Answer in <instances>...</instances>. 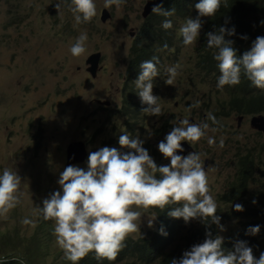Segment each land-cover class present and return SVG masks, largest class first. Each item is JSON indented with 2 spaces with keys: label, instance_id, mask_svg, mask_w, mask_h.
Wrapping results in <instances>:
<instances>
[{
  "label": "rangeland",
  "instance_id": "rangeland-1",
  "mask_svg": "<svg viewBox=\"0 0 264 264\" xmlns=\"http://www.w3.org/2000/svg\"><path fill=\"white\" fill-rule=\"evenodd\" d=\"M146 1L126 0L119 8L113 5L105 9L104 0H95L97 16L90 23L76 25L68 0L61 15L55 7L58 0H0V175L5 168L16 170L22 179L21 191L25 194L7 219L0 218V245L3 248L20 251L25 246L23 243L34 235L38 222L33 228L21 221L25 217L36 221L41 218L38 213L34 214V209L42 207L43 199L50 194L61 190L58 180L66 168V151L70 144L83 141L88 144V153L101 147L127 150L120 148L122 130L117 129H128L129 125L144 140V145L155 146L162 165H168L170 161L159 152L158 144L172 130L174 123L185 118H191V123L198 125L208 123L205 138L189 144L206 163L214 198L223 196L236 182L238 163L246 155L256 165L254 178L257 181L253 190L260 182L264 184V153L248 151L258 143L264 144V134L260 137L251 127V116H242L240 122V115L219 117L222 127L208 120L209 113L213 114L217 106L226 104L228 91L234 92V87L218 89L217 80L201 74L196 68L200 50L195 47L196 43L185 46L179 32L181 49L173 61L161 63L165 73L168 67L181 65L178 70L181 75L174 84L167 85L166 76L156 92L161 98L163 115L156 117L145 113V119L143 115H134V118L124 114L113 116L114 111L127 105V97L116 95L113 90L119 85V76L131 58L130 50L136 39L133 35L144 22L142 12ZM103 11L110 15L106 22L100 19ZM188 16L197 18L191 13L184 18ZM201 19L206 23L208 18ZM82 31L88 35L87 53L73 57L70 48ZM92 53H100L102 58V68L94 78L85 65ZM119 88L121 94L126 95L124 87ZM165 121L168 129L163 136H157L156 128ZM212 128L219 130L213 132ZM209 136L215 138L216 145L209 146ZM221 137L224 138L223 148L219 147ZM78 167L87 170V163ZM243 199L249 201L250 195H244ZM218 208L224 212L228 210L225 204ZM149 219L156 222V217L149 212L142 213L140 233L130 238L138 239L155 228L154 224L148 226ZM190 222L195 224L196 221ZM239 225L238 222H226V230L220 235L232 236ZM183 226L178 225L176 238L182 235ZM57 249L61 250L58 246ZM24 256L32 264L34 253L26 250Z\"/></svg>",
  "mask_w": 264,
  "mask_h": 264
},
{
  "label": "clouds",
  "instance_id": "clouds-1",
  "mask_svg": "<svg viewBox=\"0 0 264 264\" xmlns=\"http://www.w3.org/2000/svg\"><path fill=\"white\" fill-rule=\"evenodd\" d=\"M68 1L70 2L68 8L76 25L90 23L98 14L95 0ZM65 2L66 0H58L55 4L59 15L62 14L61 9ZM125 2L126 0H104V8L107 9L113 5L119 8ZM147 2L148 0L146 4ZM164 2L165 0L155 4L148 17H144L142 12L144 20L142 26L153 13L158 15L155 22L162 29L167 30L165 34L168 40L163 46L161 39L149 40V51L156 56L141 62L140 68L135 67L130 58L129 73L135 70L131 76L122 71L121 74L127 78L123 80L119 76L121 81L119 85L114 86L113 90L114 94L127 97V105L124 109L114 111V117L124 114L134 118V115H143L145 119V113L156 117L163 115L161 98L156 96V92L164 84L162 81L166 76L165 83L174 84L176 78L181 75L178 71L181 65L170 66L165 73L161 63L173 61L175 54L181 49L178 32L185 46L196 43L195 47L200 50L197 55L199 57L202 46L199 38L203 28L201 18H213L221 8V0H198L195 4L198 15H193L197 18L183 20L175 15L174 8L164 10ZM225 6H227L226 0ZM180 22L184 23L180 25ZM227 24L226 19L225 26L219 27L218 31H210L206 34L207 47L205 48L217 50L214 55L219 69L217 88L222 90L225 86H238L243 75L251 82L253 88L264 90V36H257L250 49L238 55L237 49L233 46L234 41L225 38L236 35L235 28L229 29ZM142 26L136 31V39ZM240 38L246 40L247 36ZM87 41V32L82 31L70 48L71 55L77 58L84 56L87 53ZM88 58L85 61L86 71L94 78L91 72L96 70V75L102 68L101 54L97 68L91 69V65L87 64ZM120 86L127 91L126 95L121 94ZM106 104L109 105L110 102ZM222 106H217L215 110H219ZM260 115L264 116V114L240 115L238 122L241 121L242 116H251L252 120L253 117ZM219 117L222 116L209 113L207 118L213 125L222 127ZM208 129V123L198 125L190 123L187 118L174 123L172 130L158 144L159 152L170 161L168 165H162V158L155 146L144 145V140L137 136L131 125L128 129H117L122 130L119 136L120 148L127 150L119 151L114 147H101L97 151L88 153V144L77 141L74 143H82L85 146L86 160L81 164H70L67 151L74 143L70 144L66 151V168L60 173L58 180L61 190L50 194L43 199L42 207L34 209V214L38 213L41 219L50 224H52L50 221L54 223L51 239L43 237L41 228L37 227L34 235L43 237L45 240L32 241L34 236L32 235L23 243L25 246L20 250V258L9 260L19 259L21 264H30L25 259L24 253L26 250H31L35 255L32 264H85L92 253H95L97 260L113 262L127 247V240L133 239L130 238L133 234L140 233L142 213L149 212L152 217H156L155 212L152 214L149 210L163 211L175 205L176 207L168 213L169 216L175 219L182 218L185 223L199 219L208 230L202 243L195 244L190 250L184 251L179 260L172 259L171 264H264V253H261L257 259L252 248L245 241H238L231 251L225 252L223 248V244L229 245L231 235L227 237L220 235V232L226 230L224 228L226 218L220 214L218 216L217 211H223L218 207L225 203L219 200L222 196L214 198L211 194L205 163L201 160L200 154L196 153L189 144H195L205 138ZM218 130V128L211 129L213 132ZM254 130L263 136L264 132ZM207 142L209 146L216 145L214 137H207ZM182 143H186L192 150L185 156L178 154L184 151ZM219 147H224L223 137L220 138ZM86 163L87 170L78 167ZM252 176L254 177V172ZM237 178L238 172L236 180ZM21 184L22 179L16 170L9 168L3 170L0 175V218L7 219L10 212L21 204L22 197L25 195L21 191ZM255 203L256 201L253 200V204ZM234 207L237 212L243 211V206L240 204ZM154 219L148 220V226L152 227L154 224L155 228L138 239L149 236V233L154 230L157 231V218L155 223H153ZM21 222L33 228L37 226V221L28 217ZM211 225L217 227L215 236L210 230ZM259 232V225L247 230V234L253 236ZM161 234L166 235L163 230ZM57 246L61 250H58ZM3 249L0 245V258L7 259L3 255Z\"/></svg>",
  "mask_w": 264,
  "mask_h": 264
},
{
  "label": "trees",
  "instance_id": "trees-1",
  "mask_svg": "<svg viewBox=\"0 0 264 264\" xmlns=\"http://www.w3.org/2000/svg\"><path fill=\"white\" fill-rule=\"evenodd\" d=\"M198 0H165L163 3L164 10L175 9V15L184 18L188 13L191 15H198L195 4ZM221 0V8L213 18H208L206 23H203V28L200 33L199 40L201 41V55L197 57L196 68L200 70L201 74L205 76H212L211 79L218 81L219 69L217 61L214 60L216 49L207 50L208 32L218 31V28L225 26V20H228L227 28H235L236 35L232 37L226 36V39L234 41V48L237 49V54L242 55L249 50L252 43L257 36H264V0ZM158 15L152 16L142 26L134 46L131 48V60L135 67L140 68L139 65L145 60H150L154 55L149 51L150 46L148 41L151 39H161L162 46L168 40L165 29L155 20ZM154 20V22H153ZM241 36H247V39H241ZM202 80V79H201ZM226 104L220 107L219 110H214L213 114L217 116H230L232 113L237 115H258L264 114V90L255 89L251 82L245 77L241 76V83L229 90L227 94ZM168 122L161 124L160 128L156 129L157 136H162L168 129ZM260 134V133H259ZM261 137V134H260ZM260 149L257 152L264 153V144L258 143ZM237 168L238 178L235 183H232V191L219 197L228 205L226 212L217 211V215L224 216L226 222H238V230L233 236L229 238V245L223 244L225 252L233 250L234 245L238 241L247 242L248 246L252 248L254 256L258 259L261 253H264V184L259 183L256 190L253 186L256 181L252 176L256 170L251 157H243L239 161ZM249 194L251 201H245L243 196ZM253 200L256 201L253 204ZM243 206L242 212L235 211V205ZM234 205V206H233ZM233 206V209H232ZM176 207L175 205L167 207L165 210L159 209L149 210L152 214L155 212L158 229L149 233L142 239L127 240V247L120 252L118 258L109 262L107 260H97L95 253H92L85 264H171L172 259L179 260L186 250L195 245L202 243L206 238V231L208 230L204 223L199 219H195V224L192 222L185 223L184 220L175 219L169 216V212ZM220 214V215H219ZM224 221V219H223ZM38 227L41 228L43 237L51 239L53 226L48 221L37 219ZM178 225H184L182 235L176 238L178 233ZM195 225V226H193ZM259 225L260 232L256 235L247 234L250 227ZM163 230L166 235L161 234ZM213 236L217 233V227L211 225L210 229ZM174 232V233H173ZM38 238L33 236L32 241ZM6 245V244H4ZM173 246V247H172ZM8 247H13L8 245ZM3 255L7 259H2L0 264H21L19 259L9 260L10 258H20V251L11 249H3Z\"/></svg>",
  "mask_w": 264,
  "mask_h": 264
},
{
  "label": "water",
  "instance_id": "water-1",
  "mask_svg": "<svg viewBox=\"0 0 264 264\" xmlns=\"http://www.w3.org/2000/svg\"><path fill=\"white\" fill-rule=\"evenodd\" d=\"M163 0H148L146 6L143 9V16L144 17H148L151 14V10L153 8V6L155 4H160ZM109 18V14L106 11L102 12L101 15V21L102 22H106V20ZM100 59V54H92L90 55V57L87 60V64L91 65V69L92 68H97V64L99 62ZM90 69V70H91ZM95 72L96 70L92 71L91 74L94 77L95 76ZM189 122H192V119H189ZM251 126L253 129H256L260 132H264V116L260 115V116H255L252 118L251 120ZM182 147L184 148V151L181 153H178L179 155H187L188 153H190L192 150L191 148L186 144V143H182ZM67 156H68V160L70 164H81L86 160V149L85 146L82 143H74L72 144L67 151ZM206 164V163H205ZM205 170H206V166Z\"/></svg>",
  "mask_w": 264,
  "mask_h": 264
},
{
  "label": "flooded vegetation",
  "instance_id": "flooded-vegetation-1",
  "mask_svg": "<svg viewBox=\"0 0 264 264\" xmlns=\"http://www.w3.org/2000/svg\"><path fill=\"white\" fill-rule=\"evenodd\" d=\"M133 37L136 38V35H133ZM131 66H132V65H131ZM128 68H129V64H127L126 69H123V71H124V72H127V73L129 74V70H128ZM134 70H135V69H133L132 72H133ZM132 72H131L129 75H131ZM120 76H121V79H123V80L127 78V76H124L123 74H120ZM259 149H260V147L257 145L255 148H253V149H251V150H248V151H249V152H255V151H258ZM248 151H245V152H248ZM238 154H239V152L235 154V157H237ZM245 157H247V155H246ZM230 187H231V188H230ZM230 187H229V189H230V191H232V185H231ZM230 191H229V192H230Z\"/></svg>",
  "mask_w": 264,
  "mask_h": 264
},
{
  "label": "bare ground",
  "instance_id": "bare-ground-1",
  "mask_svg": "<svg viewBox=\"0 0 264 264\" xmlns=\"http://www.w3.org/2000/svg\"><path fill=\"white\" fill-rule=\"evenodd\" d=\"M131 72H132V71H131ZM129 74H130V73H129ZM129 76H131V75H129ZM193 149H194V148H193ZM230 188H231V187H230ZM255 190H256V189H255ZM229 191H230V189H229ZM250 196H251V195H250ZM251 199H252V198H251ZM251 199H250V200H251ZM250 202H251V201H249V203H250Z\"/></svg>",
  "mask_w": 264,
  "mask_h": 264
}]
</instances>
